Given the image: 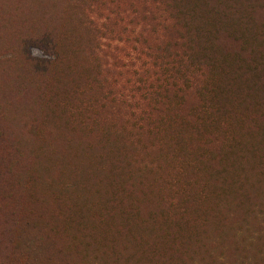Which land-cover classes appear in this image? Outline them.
<instances>
[{"label":"trees","instance_id":"trees-1","mask_svg":"<svg viewBox=\"0 0 264 264\" xmlns=\"http://www.w3.org/2000/svg\"><path fill=\"white\" fill-rule=\"evenodd\" d=\"M0 264H264V0H0Z\"/></svg>","mask_w":264,"mask_h":264},{"label":"rangeland","instance_id":"rangeland-1","mask_svg":"<svg viewBox=\"0 0 264 264\" xmlns=\"http://www.w3.org/2000/svg\"><path fill=\"white\" fill-rule=\"evenodd\" d=\"M35 55H38V52ZM27 231H29L30 233H33L35 231V229H33L32 227H28Z\"/></svg>","mask_w":264,"mask_h":264},{"label":"clouds","instance_id":"clouds-1","mask_svg":"<svg viewBox=\"0 0 264 264\" xmlns=\"http://www.w3.org/2000/svg\"><path fill=\"white\" fill-rule=\"evenodd\" d=\"M33 54H37V50L36 49H33Z\"/></svg>","mask_w":264,"mask_h":264}]
</instances>
